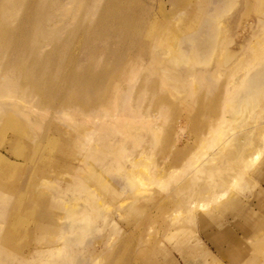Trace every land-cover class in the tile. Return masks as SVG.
Returning <instances> with one entry per match:
<instances>
[{"label":"rangeland","instance_id":"rangeland-1","mask_svg":"<svg viewBox=\"0 0 264 264\" xmlns=\"http://www.w3.org/2000/svg\"><path fill=\"white\" fill-rule=\"evenodd\" d=\"M188 1L137 0L169 34L153 48L142 43L146 47L143 54L134 47L136 43L121 41V64L126 61L136 63V70L128 74L129 81H124L126 74L121 76V95L130 93L132 103L129 104L138 109V119H141L132 125L130 138L102 132L101 124L112 127L118 121L117 112L112 114L107 110L105 113L109 116L106 118L89 117L93 118L97 129L87 145L86 140L81 139V132L75 129L73 117L78 116L82 107L66 105L64 98L57 95V88L50 89L54 96L51 99L45 97V100L33 85L22 81L15 87L23 103L16 108L12 102L0 100V158L11 165V170L1 178L7 198L0 197V202H6L4 208L9 209V215L11 212L16 215L15 218H9L8 214L0 217V264H19L22 256L33 248L47 246L62 248L65 256L59 249L56 252L67 257L61 258L59 252L54 251L57 255L51 252L53 257L49 255L46 259L48 264L53 261L59 264H249L246 259L238 263L231 259L236 249L245 255L254 254L258 264L264 263V196L259 193L260 186L264 188V150L241 179L238 178L239 181V168L233 174L236 168L233 164L211 162L214 167H220L215 173L216 179L226 174L236 177L234 185L230 183V176L222 186L224 195L216 193L215 200L211 195L198 196L194 183L183 191L179 189L182 178L194 177L196 167L204 157L218 149L213 144L216 133L221 130L216 118L224 103L218 97L225 94L226 87L240 73H233L234 58L227 50L234 52L236 42L252 33L250 27L254 29V19L262 17L264 0H243V4L242 0H215L201 13V19H197L198 11L189 10ZM8 2L1 0L0 15ZM92 3L98 2L73 0L71 5V0H61V8L49 5L48 9H52L45 16L52 18L40 26L53 24V18L57 16L54 21L57 25L47 27L56 34V39H66L72 33H69L70 29L82 33L79 38L83 34L95 38L94 33L85 32L88 25L81 12L84 9L86 15ZM218 3L221 5L214 11ZM82 4L89 7L84 8ZM69 7H74L71 13L67 11ZM238 8L241 10L236 25L226 23ZM20 9H13L18 18L22 14ZM134 11L137 12V8ZM215 13L217 19H209ZM62 17L67 18L66 28L59 31L58 26L63 25ZM76 17L83 22L78 24L77 30L71 24ZM15 19L9 22L17 25L19 19ZM256 27L259 32L250 42L261 51L264 29L259 25ZM180 31L194 41L183 43L184 36L180 38ZM18 39V35L10 37L0 47V74L4 73L5 61L15 59L12 50L15 51L18 44L13 47L11 42ZM114 40L98 41L95 38L88 42L91 44L87 48L106 47ZM77 42L78 49L85 46L82 41ZM53 43L42 40V44L48 46L46 51ZM179 48L183 49L189 66L195 69L192 78H185L184 85L175 78L177 72L187 69L184 60L179 66L167 64ZM251 48L239 57L247 63L248 75L264 69V53L259 56ZM56 54L60 53L54 52L57 61ZM109 56L106 53L97 61L105 62L108 67L113 62L116 64L114 57ZM115 64L113 66H117ZM113 66L109 70L118 67ZM98 71H102L100 66ZM40 90L45 87L40 86ZM26 104L37 114L25 109ZM209 106L216 108L211 110ZM64 110L73 114L72 121L63 118ZM229 115V112L223 113L224 117ZM87 118L85 116V120ZM241 125L235 126L236 131L225 129L226 134L237 135L247 128L246 124L245 128ZM88 128L85 126V132ZM175 154H178L177 159L173 158ZM232 185L234 187H229ZM198 201L207 206L197 209ZM9 229V241L3 242ZM234 236L238 247L231 243ZM42 262L46 263L35 259L30 264Z\"/></svg>","mask_w":264,"mask_h":264},{"label":"bare ground","instance_id":"bare-ground-1","mask_svg":"<svg viewBox=\"0 0 264 264\" xmlns=\"http://www.w3.org/2000/svg\"><path fill=\"white\" fill-rule=\"evenodd\" d=\"M60 1L61 0H54L53 2H51V0H9L8 4L4 8V13L2 14L1 12L2 15H0V47H3L6 39L9 40L10 37L18 35L19 39L17 41L11 42V45L13 47H15L18 44L17 49L15 51L14 49L12 50V54H15V59L13 61H11L10 59L9 62L5 61L3 66L4 73L0 74V100L10 101L15 105L16 108L18 107L19 103H23L24 101L21 100L18 96L17 93L18 88L15 87L17 84L20 86V83H22V81L25 82L27 81L28 83L33 85L36 92L40 94L43 99H45V97L51 99L54 96V93H51L50 89L57 88L59 92L58 94L55 93V95L57 94L59 97H63L66 105H70V106L77 105L82 107L83 110L81 111L77 110L79 111L78 116H76L75 114H74L75 116H73L72 113L66 112V110H64L62 116L63 118H66L67 121H72L71 120L72 116L76 119L75 129L78 131V133L79 131L81 132L82 134L81 139H85L86 141L85 140L84 141L87 143V145L90 144V142L92 141V136L97 129V127H95V123L92 122L93 118L90 119L89 117L93 116L99 118L101 117L106 118L107 116H109L107 115L108 113H105V111L107 110H110L112 114L117 112L116 115L118 116V121L112 127L104 126L101 124L99 128L102 130V132L105 133L106 135L120 134L125 138H130L131 135L129 133L131 131V127H133L132 125L141 119H138V113H137L138 109L136 107L130 106L131 104H129L132 103L130 102V93L124 96L121 95V78H122L121 76L123 74H126L124 76V81H129L130 80L129 75L133 73L136 63L131 61H126L121 64V50H122L121 41L124 43L129 41L136 43V45L133 46L137 49L139 53L143 54L145 53L144 50L146 47L143 46L142 43L144 44L148 43V45H150V47L153 48V45L162 43L163 39L165 38V35L169 33H167L159 25L157 18L151 16L150 13L147 12L148 10L146 11V9H144V7H142L139 4V2H137V0H105L104 2H101V0H96L98 3H92V8L89 9L86 15L84 9L83 11H81L83 18L85 20L84 22L88 25L86 28L87 30L85 32L94 33L95 34L94 36L96 39H98V41L99 39L110 40L111 38H113L116 39L118 43H116L117 41L114 40L112 44H110L111 42H109V44L107 42L108 46L106 47L94 46L95 48L92 47L93 49L92 48L88 49L87 46L91 44V43L88 44V42L95 40V38H91L89 34H83L79 38L78 36L82 33L78 34L75 33L74 30L70 29L69 33L71 32L72 33L68 37H66V39H61V37L60 39L59 38L56 39V34L51 33L47 29V27L57 25V23H54V21L57 20V16L53 18L54 19L53 24L50 23L49 25H47V27L46 25L42 27L40 26L43 21L44 23L46 22L48 23L49 22L48 19L52 18L45 16L46 12L50 13L51 9L54 8L55 6L57 8L58 6L61 8L62 3L61 5H59ZM193 1L195 0L192 1L189 0L188 1L189 6L187 7H189V10H191V12L198 11L199 16L197 19L202 18L201 13H204V11L208 9V5L210 3H215V0L212 1L196 0L195 3ZM71 2H72L71 5H73V0H71ZM172 2L174 3L175 0H172ZM241 2L243 4V0ZM49 5L52 7L51 9H48ZM219 5H221V3H218V6L216 5V8L213 10L216 11ZM18 7L21 8L20 11L22 13L19 15V18L17 17V15H14L15 11L13 10ZM83 7L87 8L89 7V5L85 4L83 5ZM136 8H137V12L134 11ZM240 8H238L237 11L235 10L233 15L230 18H228V21H226V23L232 24L234 26L236 25L237 21L239 20L238 13L241 10ZM72 9H74V7L67 8L68 13H71ZM262 11H263L261 14L262 17L261 18L259 17L258 19L257 18L254 19L255 21L254 29L253 26L250 27L252 33L249 34L248 36L241 38L239 42L235 41L236 46L234 52L231 50L230 51L227 50L229 52L228 54L230 55L231 53L232 57L234 58V60L232 61V65H235L233 73H239V72L240 73L231 80L230 82L231 85L229 87H226L225 94L220 95V97H218L220 101L224 100V103L221 104L223 106L222 109L220 110L219 108L220 115L219 117L216 118V121H218V123L221 124V128H220L221 130H219L218 133H216L217 136L213 141L214 146H218V149L213 151L212 154H207L204 157L201 164L196 167L195 172H197V174L194 173V177H190L189 175H187L184 178H182L179 187L181 191L185 190L188 186H191V184L194 183V185L196 184L198 188V196L200 197L205 198L206 196L211 195L213 197V198L211 197V199H214V197L218 196L215 195L216 193L222 194L223 196L225 190H222L223 189L222 186H224L228 182L230 176L232 177V181L231 182L229 181L230 183L233 182V179L234 180L236 179V177L234 178L232 176L236 171V169L239 168L237 170L238 171L237 175L239 176L237 177L238 180V178L241 179V176L243 175L245 170L248 167H250L251 164H253V162H255L259 158L260 153L264 150V121H260L264 119V69L255 71L250 75H248V70L245 69L247 63L241 61L239 58L245 50H247L248 48L250 49L252 47L251 46L252 42H250V39L257 32H259V29L256 26L259 25L262 29H264V16H263L264 8H262ZM209 17L206 18L209 19L213 18L215 21L217 19V14L215 13L213 14V16H209ZM14 18L19 19V23L17 25H12V23L9 22ZM66 19L67 18H63V17L62 19H60L63 22V25L58 26L59 31L61 29L65 30ZM72 23H73V29L75 28V30H77L78 24H81L83 22H80L79 19L76 17L73 18V22H71V24ZM89 25H91L92 27ZM184 31H180V36H181L180 38L184 36V39H182L183 43L187 41L188 42L194 41V39H192L191 36L188 37L185 36ZM178 37L179 36H177L176 38L178 39ZM77 38H79V40ZM42 40L46 42L52 40V42L55 43H53V45H50L48 51H46L47 49L45 48L48 46L46 44H42ZM77 41L80 42L82 41L85 46H82L80 47V49H78L79 45H75V42ZM197 41L200 42L199 39L198 40L195 39V42ZM208 41H210V39H208ZM260 43H262L261 46L264 45V40H261ZM197 44L199 45L200 43ZM261 49L262 50L259 51L258 49H255L254 46L251 48V51L255 52L259 56L261 55L263 56V54L260 53H264L262 52L264 51V48ZM87 50H89V52ZM90 51H94L95 53ZM48 52H50V54H48ZM54 52L60 53V54H56V56L58 57L57 61L55 60L56 57L54 55ZM106 53L107 55L110 54L109 57H114V60H116V62L118 63L115 64L112 61L115 65L118 66L117 67V66H113L114 64L110 62L111 68L112 66L113 68L114 67L117 68L109 70L110 66L108 67L105 62L99 63L97 61L99 56H104V54L106 55ZM157 54L162 55L160 53ZM95 55H97V57H94ZM184 56L185 55L183 49L179 48L176 51H174L171 58L170 59L168 58L169 60L167 61V64L173 66H179L180 64L183 63L188 65L186 70H182V71L180 70L176 74L177 77H175L176 79H178V81H181L183 85L186 84L185 78L186 79L192 78L195 72L194 67L189 66L191 64L189 63L188 60L184 58ZM81 57H83L82 60ZM99 66L102 71L96 72V69ZM201 76L202 79L203 75ZM238 85H240L239 88L237 87ZM40 86H44L45 90H40ZM214 102L217 101L214 100ZM214 102L212 103L213 105ZM121 105L123 107L122 109H121ZM201 105H203V103H201ZM24 108L29 110L30 112L34 111L32 110V107L29 106L28 104H26ZM215 108H210V109L212 110ZM35 112H33V114ZM225 112L230 113L228 118L223 116V113ZM112 114L110 116H112ZM202 114H203V110H202ZM79 116L82 117L84 116V119ZM85 116L88 117L86 120H85ZM140 116H142V114ZM149 117L150 116H148V118ZM29 119L30 118H28V121L30 122ZM145 120L149 121L150 119L149 120L145 119ZM146 124H148V122ZM146 124H143V126ZM205 124L207 123H204V125ZM241 124H244L243 128H245L247 125V128L243 130L241 129L239 133H237V135L236 134L233 135L229 133L226 134L227 131H234V130L236 131L237 128L235 129V126L237 125L240 127ZM139 125H142L140 121H139ZM85 126L86 128L90 127V129L88 128L87 132H85ZM199 127L201 128L200 125ZM225 129H229V130L225 132ZM224 137L226 138L223 139ZM84 146H86V144ZM112 147L110 146V148ZM181 149H183V147ZM177 155L175 154L173 158L176 157ZM177 158L178 157H176V159ZM213 161H215L214 163H216V161L217 162L223 161L228 164L230 163L233 164L234 167L236 168H234L235 170L233 169L234 170L233 174L231 175L226 174L224 176H221V179L218 180L215 177V173L218 169H220V167L218 166L214 167L211 164V162ZM0 168H1L0 197L7 198L4 194V189H3L5 183L1 180V178L5 174H7L8 171L11 170L10 169L11 165L9 164V162L7 163L5 162V160L3 161V159L0 158ZM209 182L211 183V185ZM233 183L235 185V182ZM229 187H234V186L232 185ZM226 191H227L226 193L227 196L229 192L228 190ZM259 193L264 196V188L262 186H260ZM5 203H6L5 201L0 202V217H4L7 214L9 215V209L6 208L7 209L6 210L4 208ZM196 205H197L196 206L197 209L198 208L204 209L207 206L205 202L203 203L201 201H198ZM250 213L252 214V212ZM11 217L12 218L16 217L14 212L10 213L9 218ZM12 222L13 221H11V224ZM5 234L7 235L6 238H3V240L2 239L1 240L3 242H8L10 237L9 236L10 229L9 231L7 230ZM231 243L233 246L238 247V241L235 238V236L231 238ZM58 249H59L58 247H54V246L35 247L32 249L31 251L32 253L27 252V254L22 256L21 261L19 260V264H30V261H33L35 259H38V262L46 261V263L45 262L42 263L48 264L49 261H47L46 259L49 258V255L51 256L52 254H54ZM59 250L63 254L62 248H60ZM61 253L59 252V255ZM63 255H60L61 258H67V257H62ZM230 257L233 261H235V263H238L237 261L243 259H246L249 264L259 263V261L256 259L254 254L245 255V253L239 251L238 249L234 250ZM181 258L183 259L182 255ZM53 262H50L49 264H59Z\"/></svg>","mask_w":264,"mask_h":264},{"label":"crops","instance_id":"crops-1","mask_svg":"<svg viewBox=\"0 0 264 264\" xmlns=\"http://www.w3.org/2000/svg\"><path fill=\"white\" fill-rule=\"evenodd\" d=\"M262 181H264V178L262 179ZM262 184H263V182H262ZM264 185V184H263Z\"/></svg>","mask_w":264,"mask_h":264}]
</instances>
